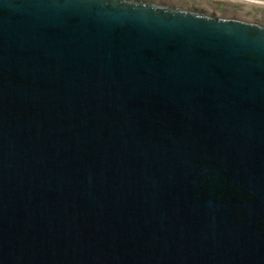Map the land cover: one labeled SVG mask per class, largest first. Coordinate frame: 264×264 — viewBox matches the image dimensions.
<instances>
[{
	"label": "water",
	"instance_id": "1",
	"mask_svg": "<svg viewBox=\"0 0 264 264\" xmlns=\"http://www.w3.org/2000/svg\"><path fill=\"white\" fill-rule=\"evenodd\" d=\"M0 264H264V8L0 0Z\"/></svg>",
	"mask_w": 264,
	"mask_h": 264
},
{
	"label": "rangeland",
	"instance_id": "2",
	"mask_svg": "<svg viewBox=\"0 0 264 264\" xmlns=\"http://www.w3.org/2000/svg\"><path fill=\"white\" fill-rule=\"evenodd\" d=\"M230 1H239L252 6L256 5L255 7H264V0H230Z\"/></svg>",
	"mask_w": 264,
	"mask_h": 264
},
{
	"label": "bare ground",
	"instance_id": "3",
	"mask_svg": "<svg viewBox=\"0 0 264 264\" xmlns=\"http://www.w3.org/2000/svg\"><path fill=\"white\" fill-rule=\"evenodd\" d=\"M222 1H228V2H235V3L245 4L244 2H239V1H230V0H222ZM253 6H256V5H253ZM262 8H264V7H262Z\"/></svg>",
	"mask_w": 264,
	"mask_h": 264
}]
</instances>
